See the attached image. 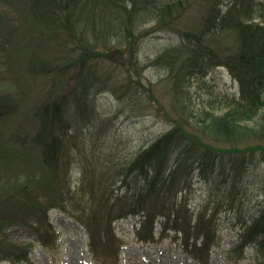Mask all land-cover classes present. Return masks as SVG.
Returning a JSON list of instances; mask_svg holds the SVG:
<instances>
[{"label": "trees", "instance_id": "1", "mask_svg": "<svg viewBox=\"0 0 264 264\" xmlns=\"http://www.w3.org/2000/svg\"><path fill=\"white\" fill-rule=\"evenodd\" d=\"M22 2L29 20L40 26L38 40L55 54L31 52L25 59L24 72L35 88L31 125L17 111L14 123L0 127V159L13 160L26 175L6 177L10 167L0 168L4 183L15 179V189L0 197V262L28 261L32 251V241L8 237L11 225H25L45 247L56 244L48 212L57 208L83 226L102 264H116L121 239L112 222L124 216H139L137 239L156 242L172 232L182 251L208 264L211 248L219 244V210L207 201L194 213L184 189L187 194L194 175L207 180L224 154L230 156L226 190L239 189L245 163L254 160L255 151L264 155V0ZM148 17L153 24L141 28ZM153 31L174 40L142 63L141 39ZM144 67L159 70L168 81L170 106L162 112L169 127L125 161L116 156L92 165L77 159L73 153L84 156L88 148V158L99 157L104 125L112 122L98 109L97 93L132 99ZM218 67L236 82L235 94L205 86L210 95L192 100L191 80ZM230 209L241 227L230 256L239 260L250 246L254 264H264V199L245 216L241 206Z\"/></svg>", "mask_w": 264, "mask_h": 264}, {"label": "rangeland", "instance_id": "2", "mask_svg": "<svg viewBox=\"0 0 264 264\" xmlns=\"http://www.w3.org/2000/svg\"><path fill=\"white\" fill-rule=\"evenodd\" d=\"M25 9L26 5L22 0H0V127L8 122L14 123L17 111L24 112L28 123L25 125H31L30 105L33 102L35 88L29 83L24 72L25 59L31 52L41 56L55 54L49 45L38 40L37 32L40 26L29 20ZM148 20H150L149 17L141 23L140 27L150 28L153 23ZM150 33L141 39L143 41L139 54L142 63L147 60L148 55L152 56L171 39L174 40L164 32L163 34L154 31ZM158 71L145 67L140 70L138 78L142 85H137L132 99L128 96L114 95L110 91L97 93L98 109L105 116L112 117V122L110 125H104L107 130L96 147V154L99 157L95 158L93 154L94 158H88L91 155L88 148L84 156H80L78 152L73 153L77 159L92 165L109 163L110 159L116 156H119L116 159L123 161L135 149L169 127V121L163 117L162 112L163 107L170 106L168 81L163 79L164 74ZM133 76L136 79L134 74ZM205 86L230 95L235 94L233 92L237 90L236 82L222 67L212 69L204 78L191 80L190 88L194 95L192 100L201 102V99L210 95L209 89ZM11 106L16 112L14 115L9 114ZM213 106L214 115H218L221 111L219 103H213ZM2 135L3 133L0 134V138ZM253 158L254 160L245 163V170L239 178V182L242 183L239 189L231 192L226 190L223 176L228 177L227 173L230 170L228 165L230 156L227 154L219 157L215 171L208 176L207 180L194 175L188 185L187 194V189H184L187 203L194 213L199 211L207 201H211L213 206L216 204L219 210L216 217L219 244L211 248L208 264H254L251 259L254 249L250 246L244 250L242 259L237 260L229 254L230 249L236 245L237 235L241 231L236 216L230 208L241 206L244 210L239 211L240 215L245 216L247 213H252L258 202L264 199V155L255 151ZM235 160L238 161V158ZM12 161L0 159L1 169L10 167V171L5 176L18 175L20 178L26 176L24 167L14 165ZM222 166L225 167L224 174L220 171ZM14 189L15 179L4 183V179L0 178V197ZM0 204H2L1 201ZM48 215L58 238L56 244L51 247H45L32 240L30 230L25 225H11L5 230L8 237L17 243L32 241L29 260L19 264H101L100 258L90 251L87 233L72 216L57 208L51 209ZM138 219L134 216H124L113 222L116 235L121 239L116 264H200L181 250L172 232L165 233V237L156 242L146 243L141 242L140 239L137 240L135 222ZM154 226L157 236L158 219ZM0 264L6 263L0 262ZM110 264L113 263L110 262Z\"/></svg>", "mask_w": 264, "mask_h": 264}]
</instances>
